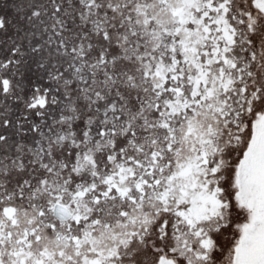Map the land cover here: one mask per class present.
Instances as JSON below:
<instances>
[{
	"label": "flooded vegetation",
	"instance_id": "obj_1",
	"mask_svg": "<svg viewBox=\"0 0 264 264\" xmlns=\"http://www.w3.org/2000/svg\"><path fill=\"white\" fill-rule=\"evenodd\" d=\"M261 133L264 0H0V264H241Z\"/></svg>",
	"mask_w": 264,
	"mask_h": 264
},
{
	"label": "rangeland",
	"instance_id": "obj_2",
	"mask_svg": "<svg viewBox=\"0 0 264 264\" xmlns=\"http://www.w3.org/2000/svg\"><path fill=\"white\" fill-rule=\"evenodd\" d=\"M58 53L63 54L62 51H58ZM63 66L65 71L69 70L66 64ZM259 140V145L263 143L264 146V135L262 133ZM256 152V150L252 152L249 159V168L246 169L244 177V179L246 178L244 197L248 202L252 221H250L251 225L247 240L241 250V264H264V206L262 207L264 204V153L259 156V161L262 163L258 164ZM251 159L254 162H251Z\"/></svg>",
	"mask_w": 264,
	"mask_h": 264
},
{
	"label": "crops",
	"instance_id": "obj_3",
	"mask_svg": "<svg viewBox=\"0 0 264 264\" xmlns=\"http://www.w3.org/2000/svg\"><path fill=\"white\" fill-rule=\"evenodd\" d=\"M262 201V200H261ZM264 206V204L262 205V207ZM264 209V208H263Z\"/></svg>",
	"mask_w": 264,
	"mask_h": 264
}]
</instances>
